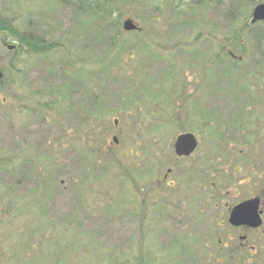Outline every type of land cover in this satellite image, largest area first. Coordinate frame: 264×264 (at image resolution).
<instances>
[{"label":"rangeland","instance_id":"rangeland-1","mask_svg":"<svg viewBox=\"0 0 264 264\" xmlns=\"http://www.w3.org/2000/svg\"><path fill=\"white\" fill-rule=\"evenodd\" d=\"M60 1L0 0V15L19 18L22 31L56 43L49 53L28 58V67L16 76V84L6 81L12 75L9 71L0 80V156L12 160L9 173L0 171V198L4 200L0 249L8 253L0 260L3 264H52L55 239L68 237L83 244L84 257L96 256L95 264L109 256L123 261L137 257L153 263L203 264L207 251L216 257L221 254L223 261L243 231L229 223V210L218 203L223 198L233 205L260 186L255 181L261 185L264 181L256 180L251 172L249 152L240 153L251 138L253 106L247 99L249 92H241L239 81L235 84L237 75L231 72L252 75L253 64H261L264 51L259 42L255 44L254 34L264 33V23L243 31L235 30L236 26L230 29L229 36L235 31L238 35L230 48L243 61L229 59L226 47L217 65V60L207 57L217 50L215 40L196 44L189 32L190 20L195 18L196 27L206 28V18L207 29L213 35L219 29L224 40L225 11H235L248 24L254 6L264 0H251L242 10L236 8L237 3L231 6L226 0L229 7L225 9L224 0H212L208 11L192 14L189 8L180 16L170 10L174 0H109L115 13L107 26L86 12L65 19L59 13ZM129 17L138 21L140 31H119L116 21ZM3 41L0 33V65L7 66L12 54ZM117 72L134 74L137 81ZM121 89L123 102L119 97L107 98ZM187 91L197 93L192 112L196 121H203L204 129H193L203 144L193 156L178 162L174 142L189 128L188 109L183 107L184 96L173 95ZM59 93L65 97L59 109H49L48 103H55ZM20 94L25 97L22 101ZM130 94L136 96V104L127 100ZM95 95L104 102L100 113L107 119L84 120L83 110H96ZM22 105L31 112L17 111ZM177 111L180 114L172 119V112ZM131 113L147 118L145 126L143 121L138 126ZM177 116L179 124L174 122ZM208 120L221 126L219 132L209 127ZM162 121L172 123L161 126ZM259 127L264 129V123ZM89 128H93L91 136ZM81 131L89 147L80 141ZM114 135L118 144L113 142ZM210 140H223L225 145L207 151ZM130 152L137 155L130 157ZM113 167L119 173L115 178L110 174ZM169 168L173 171L165 181L170 186L159 184L157 180ZM185 182L195 195L176 198L173 190ZM11 202L14 217L7 220L3 216L9 214ZM16 203L19 208L28 205L20 216ZM247 235L255 245L264 244L257 232ZM258 254L264 264V248Z\"/></svg>","mask_w":264,"mask_h":264},{"label":"trees","instance_id":"trees-1","mask_svg":"<svg viewBox=\"0 0 264 264\" xmlns=\"http://www.w3.org/2000/svg\"><path fill=\"white\" fill-rule=\"evenodd\" d=\"M187 1L188 2L190 1V3H188ZM205 1H207V4L205 5V7H203ZM228 1H230L231 6L235 5V3H237L238 5L236 6V8L241 9V10H242V8L246 7L248 5V3L251 2V0H228ZM224 2H225V9H226L229 6H228V3L226 0H224ZM58 4H60L59 6H60V8H62L59 10V13L62 17L66 16L65 19L68 16H72L73 18H75V16H76L75 14H77L78 16L79 15L84 16V15H86L84 12H86L87 14L97 18V20L100 22L106 21V26H107L108 21L113 20V18H114L115 11L113 9V6L109 2V0H61L60 3H58ZM211 4H212V0H196L195 2L194 1L192 2L191 0H174L171 3L170 10H171V12H173L172 13L173 15L180 16L182 14H186L188 12V9L190 8V12L193 11L192 14L193 13L195 14V13H198V11H201V12L208 11ZM234 12H233V10H229L228 13L231 14V16L229 14H227L226 11L224 13L223 28H224V34L225 35H224L223 41H224L225 49H226V47L228 48V47H231L232 45H234L236 42V39L238 37L237 31H235L233 36H229L228 32H231L230 29H233L236 26L235 30L243 31V30H247L249 28H252L254 26L251 23L244 24L241 16L239 17V16L234 15ZM68 14H71V15H68ZM220 17H219V19H220ZM194 19L190 20V22H192V24H191L192 27L200 28V27L195 26L196 24H195ZM19 20H20L19 18L12 19L10 17L7 18L5 16L0 15V33L2 34V37L4 40L3 42L16 45V48L14 50L10 51L12 55H11V59H9V63L7 64V66L4 64L0 65V69H2L4 72L9 71L12 73V75L7 77V80H6L8 82L12 81V84L17 83L16 82V78H17L16 76H19L21 74L22 68L28 67V63H29L28 58L37 59V58L41 57L42 55L49 53L50 51H52L56 47V43L50 42L46 38V36L36 35L34 33H31V32L22 31V29L18 25ZM121 22H122V18L120 21H116V23H115L116 26H118L119 31H121V29H123ZM113 24L114 23L110 22L111 26H113ZM203 24L207 27L206 18L204 19ZM62 27H60V28H62ZM114 31H115V28H114ZM112 37H113V35H111L110 43L114 44V43H116V40H114ZM47 41H49V42H47ZM254 41H256L255 44H257V42H259V45H261V46L264 45V33L255 32ZM16 61L18 62L17 65L15 64ZM74 62L77 63V61H74ZM224 68L222 69V73L224 72ZM226 72H228L227 69H226ZM231 72H236V71L233 70ZM117 74L118 75L120 74V76L122 78H125V79L127 78L128 75H130L131 76L130 80L137 81L134 74L121 73V72H117ZM236 75L238 77L236 78L237 82L235 84H237L239 81L241 92L242 93H248L249 92V82H250L249 76H250V74L243 75V73L241 71H239V73L236 72ZM262 76H264V74H262ZM221 77H222V75H221ZM222 80H223V78H222ZM129 84H133V82H131ZM1 91L2 90L0 89V92ZM121 91H122V89L119 90L115 95H108L107 98L110 99V98L119 97V98H121V100L123 102L124 101V94H122ZM178 96L180 98L179 94H177V97ZM56 97H57V100L55 103H54V101L48 103L50 106L49 109H51V110L59 109V104L65 99V97L63 95H61L60 93ZM19 99L22 101L23 99H25V97L22 94H20ZM95 99H96V107H95L96 110H95V112L94 113L89 112V110H87V109L83 110L81 115L86 114V115H84V120H86V119L87 120L88 119H92V120L98 119L100 121V119H102L103 117L106 118L103 115V114H105L104 112L100 113V109H102V107H103L102 106L103 101H101V99L98 96H96ZM127 100L130 101L131 103H134V104L137 103L136 96L133 97L131 94L128 95ZM127 100H125V101H127ZM184 102H185V106H183V107L188 109V111H187L188 113L186 115V117H187L186 120H187V123H188L187 125L189 126V128L187 130L195 131V129H193V128H195V126H197L198 128L204 129L203 128V121H196L194 116H193L194 113L192 111L195 110V106L192 104V102L186 104L185 99H184ZM132 109H135V107L134 108L132 107ZM176 109L178 110V106L176 107ZM17 111H19L21 113L22 112L30 113L31 109L26 108V107H24V105H22L19 107V109H17ZM87 112H89V113H87ZM154 113H157V112H154ZM167 113H168V115H170V112H167ZM177 113L180 114L178 111L174 112V113L172 112V114H171L172 119ZM132 115H133V117L132 116L131 117L133 119H138L136 121V124L138 126L141 125L139 123L141 121H143V126H145L144 123L146 122L147 118L143 120L142 118L135 117L136 114H132ZM162 115L167 117L166 112H163ZM207 115L208 114L204 115V117H206ZM165 117L163 118V120L165 119ZM176 118L178 120L174 121V122L179 124L180 116H177ZM207 118H208V116H207ZM151 119L153 121L157 120V119H154L152 117H151ZM159 121H161V120H159ZM162 122L163 123H160L161 126H168L170 123H172V122L166 123L165 121H162ZM206 123L209 124V127L214 128L215 132H219V129H221V126L216 125V123H215L216 126L213 125L210 122V120H208ZM96 124H99V122H96ZM92 130H93V128L88 129V136L92 135V133H90V132H92ZM79 136H80V141L83 144L87 143V147H89V145H88L89 139H87V137H85V138L83 137L82 131L79 133ZM105 154L108 156L111 155V153H109V152H107ZM128 155H130V157H133V156L137 155V153L130 152V153H128ZM131 161H129V162H131ZM11 165H12V160L9 157L0 156V171H2V173H4V175L6 173H9L8 171H11ZM110 174L113 175L112 176L113 178H115L119 175V173L116 171L115 167H113V171H110ZM25 178L26 177H24L23 180H25ZM157 181L159 183V179ZM138 189L140 190L141 188H138ZM156 190L161 192V190H159V189H156ZM166 194H168V192H166ZM166 200H167V198H166ZM3 201L4 200L0 198V205H3ZM12 204H14V203L11 202L10 203L11 206L7 210L9 214L8 215L4 214V216H3L4 219L6 217L7 220H10L11 217H14V216H12V213H10V211L12 209ZM16 205H17V203H16ZM165 205H167V204H165ZM21 206L22 207L19 208L17 205V208H18V210H16L18 213L17 216H20V214L23 213L24 209L27 208L28 205L27 206L21 205ZM108 208L114 209V207H109V206H108ZM0 210H1V206H0ZM110 217L114 219L115 215H112ZM140 222H142V220H140ZM15 229H16V227H15ZM67 238H64L63 241L61 238L55 239L56 243H55L54 251H53L54 259H53L52 264H95L94 260H95L96 256H94V257L93 256L92 257H88V256L84 257L83 256L84 248H83V244H81V242L79 240H72V239L69 240ZM96 245L99 246L100 243H97ZM97 246L94 248H97ZM218 246L222 247L221 243H218ZM95 252L96 251L93 250L92 253H95ZM207 252H206L204 261H202L203 264H228V262H227L228 259L232 263L236 262V264H263V263H260L259 259L257 258V256L255 254H247L244 251V249H242L239 246L232 245L230 247V250L227 251V253L225 255V259L223 261H222L223 256H221V254H219L218 257H216L212 253L207 254ZM96 253H98V251ZM110 254H113V253H110ZM7 255H8V253L5 255V254H3L2 249H0V258L1 257H7ZM220 258H222V259H220ZM3 263L4 262L0 260V264H3ZM102 264H169V263L167 261H160L159 263H153L149 259H145L144 261H142L140 258H137V257L130 258V259L128 258L127 260L123 261V260L117 259V257L109 256L108 259H103Z\"/></svg>","mask_w":264,"mask_h":264},{"label":"flooded vegetation","instance_id":"flooded-vegetation-1","mask_svg":"<svg viewBox=\"0 0 264 264\" xmlns=\"http://www.w3.org/2000/svg\"><path fill=\"white\" fill-rule=\"evenodd\" d=\"M216 31L217 32L214 31V35H213V31L211 29L195 28V27L189 28L190 34L193 33V35L195 36L194 42H196V44L201 43L204 45V44H208L209 41L215 40L217 50L214 53L207 55V57H209L210 60L212 61L217 60L216 62L218 65V62L222 60L225 55V47L223 43V34L219 31V29H217ZM192 43H193L192 41L191 42L189 41V45H191ZM206 61L208 60L206 59ZM262 62L264 64V60ZM262 74H264V65H261L259 69H256L255 75L251 78V82H250L251 92H250V99H249L250 100L249 103L251 107L253 106V110H250V115H249V124H250L249 133L251 134V138L245 142L247 149L245 150V148H243L240 150V153H244V156L246 155V152H249L250 158H252V162L249 165V167L251 168V172L257 177L256 180L264 179V129L261 130L259 127V123H264V107L263 108L258 107V104H261L260 106H264V76H262ZM177 94L184 96V99L186 100V104L193 102V100L196 99L197 97V93L193 91H187L185 93L178 92L174 94L173 97H177ZM261 100H263V103ZM207 143L211 144L209 147L205 146V148H208L207 151H209L210 148L211 149L220 148L225 145V142L223 140H218V141L210 140V141H207ZM201 144L203 143L201 142V140H199L196 151L198 150ZM193 155L194 154H192L191 156ZM189 157L176 156L178 162L179 160L181 161ZM227 158H228V164H230L229 158H231V154ZM232 166L233 165H230L229 167H232ZM177 170L180 171V168H177ZM195 170L197 171V165L195 167ZM203 170L204 169L201 168L199 172H202ZM204 172H206V170ZM189 173L194 175L192 171ZM259 184L260 186L254 188L253 193H251L247 197L242 198L241 200H238L235 204L233 203V205H231L228 200L225 201L223 198L218 203V205L221 208L226 207V209L231 211L234 206H239L246 200H251V199L254 200L252 203V207H254L255 209L257 218L260 219L261 225L258 228L242 227L243 234L246 237L243 239V241L241 240V246L244 248H251V250L252 251L255 250V252H257V249H256L257 247H254V245H251L249 243V240H251V237L249 238L247 233L257 232L259 238L262 239L264 243V181L262 182V185H261V182L255 181V185H259ZM190 190L191 188L185 191L186 196L188 198H192L195 195V194H192ZM228 192L229 190L226 191V195ZM207 194L213 195V193H207ZM236 194H239V191ZM261 247H264V244H261Z\"/></svg>","mask_w":264,"mask_h":264},{"label":"water","instance_id":"water-1","mask_svg":"<svg viewBox=\"0 0 264 264\" xmlns=\"http://www.w3.org/2000/svg\"><path fill=\"white\" fill-rule=\"evenodd\" d=\"M264 20V2L259 3L253 11L252 22L256 23L257 21ZM123 26L126 30H136L138 25L132 18H128L124 21ZM15 46L9 45L10 49H13ZM3 76V73L0 71V77ZM117 140V137L114 138ZM197 147L196 137L192 133H184L178 136L175 149L179 155H190L195 148ZM254 200H248L235 207L230 215V222L236 226L240 225H251L257 227L260 225V221L257 220L256 212L252 203Z\"/></svg>","mask_w":264,"mask_h":264}]
</instances>
